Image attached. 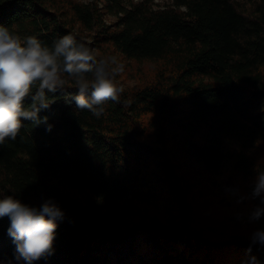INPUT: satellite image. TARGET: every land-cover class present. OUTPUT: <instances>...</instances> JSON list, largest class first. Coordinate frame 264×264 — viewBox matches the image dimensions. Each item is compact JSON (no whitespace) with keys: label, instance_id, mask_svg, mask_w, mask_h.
<instances>
[{"label":"trees","instance_id":"obj_1","mask_svg":"<svg viewBox=\"0 0 264 264\" xmlns=\"http://www.w3.org/2000/svg\"><path fill=\"white\" fill-rule=\"evenodd\" d=\"M0 28L49 47L71 34L122 66L99 118L66 85L39 113L51 132L23 120L0 144V198H53L66 214L33 264H264V248L203 212L234 204L264 228L248 222L264 172V0H0ZM9 226L0 264H25Z\"/></svg>","mask_w":264,"mask_h":264},{"label":"clouds","instance_id":"obj_2","mask_svg":"<svg viewBox=\"0 0 264 264\" xmlns=\"http://www.w3.org/2000/svg\"><path fill=\"white\" fill-rule=\"evenodd\" d=\"M120 70L115 57L98 60L93 49L71 34L49 47L34 36L21 39L0 28V144L16 138L23 120L46 125V131L51 132L48 117L39 113L52 102L46 93L63 92L66 85L78 90L71 97L77 109H87L99 118L104 113L102 105L109 100L119 102L123 89L117 86L115 75ZM29 97L32 103L26 108L24 101ZM249 198L259 201L248 215V222L254 223L264 217V172L256 175ZM3 217L10 220L8 234L16 245V259L33 264L53 254L57 229L66 214L53 198L36 207L7 195L0 198ZM249 239V251L252 246L264 248V228L252 231ZM242 264L262 262L252 255Z\"/></svg>","mask_w":264,"mask_h":264},{"label":"rangeland","instance_id":"obj_3","mask_svg":"<svg viewBox=\"0 0 264 264\" xmlns=\"http://www.w3.org/2000/svg\"><path fill=\"white\" fill-rule=\"evenodd\" d=\"M84 1H87V0H84ZM94 52L96 55L97 51L94 50ZM134 83L135 82L133 80L126 81L127 85H134ZM206 205L210 207L205 208V210L203 211L204 215L215 214L213 216L217 217L220 228L224 230L223 233H227V235L233 233L234 236L238 234H243L244 238L247 239V241H250L249 237L253 230L252 229L248 230L246 226H244L243 222H241V219H243V213L240 210H236L239 207L233 204L232 208L228 207V208L221 210V209L214 207L212 204H206ZM181 211L183 212V209ZM198 213L199 211L197 210V208H195L191 218H193V216L197 215ZM163 217L166 219L173 218L172 216H169V214H165V216L163 215Z\"/></svg>","mask_w":264,"mask_h":264}]
</instances>
